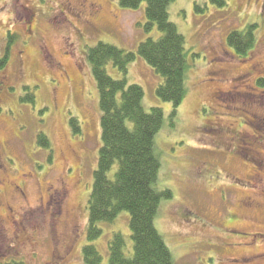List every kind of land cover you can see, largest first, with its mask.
Segmentation results:
<instances>
[{"label": "rangeland", "instance_id": "rangeland-1", "mask_svg": "<svg viewBox=\"0 0 264 264\" xmlns=\"http://www.w3.org/2000/svg\"><path fill=\"white\" fill-rule=\"evenodd\" d=\"M84 1V19L76 20L66 0H0V57L7 32L16 36L0 68V264H86L87 244L108 264L116 231L125 237V254L133 251L126 211L100 223L98 239H87V199L101 144L87 49L103 41L135 51L156 32L142 29L144 3L128 9L119 0ZM225 2L170 5V21L194 58L175 115L156 95L161 77L141 57L127 68L128 82L143 88L144 109L164 113L155 137L157 182L172 196L161 200L155 226L174 264H264V85L257 84L264 80V0ZM248 23L256 25L255 43L242 58L226 36ZM106 68L121 76L111 64ZM39 132L49 148L38 145Z\"/></svg>", "mask_w": 264, "mask_h": 264}, {"label": "trees", "instance_id": "trees-1", "mask_svg": "<svg viewBox=\"0 0 264 264\" xmlns=\"http://www.w3.org/2000/svg\"><path fill=\"white\" fill-rule=\"evenodd\" d=\"M174 0H119L122 8L135 9L144 3L145 21L142 29L153 33L140 41L135 51L124 50L113 44L99 41L88 47L87 58L94 78L100 108V140L92 187L87 199V239L93 241L102 235L100 223H112L120 212L128 213V227L133 251L126 255L125 237L113 232L108 241V264H174L171 251L155 226V217L162 199L171 198L169 189L158 186L160 161L155 152V137L164 123V113L158 106L145 110L144 95L139 84L129 83L128 64L141 57L161 77L156 95L172 105L171 116L187 93L186 74L193 64L185 47L183 35L170 21L169 8ZM218 7L225 0H210ZM207 4V3H206ZM207 9V6L204 5ZM195 10L202 12L199 4ZM255 24H247L241 31L232 30L226 43L239 57L253 48ZM5 53L0 58V68L8 58L16 36L7 32ZM195 57V54H193ZM118 70L120 77L107 72V65ZM259 86L264 80H257ZM69 123L73 133L80 132L77 117ZM37 143L49 148L46 134L39 132ZM86 264H100L101 256L93 244L83 247ZM3 264H21L15 260Z\"/></svg>", "mask_w": 264, "mask_h": 264}, {"label": "flooded vegetation", "instance_id": "flooded-vegetation-1", "mask_svg": "<svg viewBox=\"0 0 264 264\" xmlns=\"http://www.w3.org/2000/svg\"><path fill=\"white\" fill-rule=\"evenodd\" d=\"M64 5L66 7V12H69L70 14H72L76 18V20H81V19L83 20L84 19L83 15L87 9V4L85 3L84 0H80V3L78 6L74 5L70 0H66ZM89 7H90V10L91 9L97 10V8L94 7L93 5H90ZM61 12L63 14H66L63 7L61 8ZM92 24H93V22H92ZM256 179H257V176H256Z\"/></svg>", "mask_w": 264, "mask_h": 264}]
</instances>
